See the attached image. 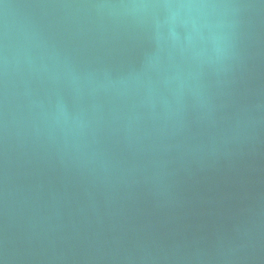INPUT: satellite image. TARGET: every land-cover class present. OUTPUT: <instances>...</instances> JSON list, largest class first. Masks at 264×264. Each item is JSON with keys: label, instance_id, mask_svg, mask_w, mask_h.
I'll list each match as a JSON object with an SVG mask.
<instances>
[{"label": "water", "instance_id": "water-1", "mask_svg": "<svg viewBox=\"0 0 264 264\" xmlns=\"http://www.w3.org/2000/svg\"><path fill=\"white\" fill-rule=\"evenodd\" d=\"M0 264H264V0H0Z\"/></svg>", "mask_w": 264, "mask_h": 264}]
</instances>
